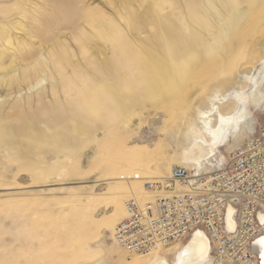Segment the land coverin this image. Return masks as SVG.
Instances as JSON below:
<instances>
[{"label": "rangeland", "instance_id": "374dc122", "mask_svg": "<svg viewBox=\"0 0 264 264\" xmlns=\"http://www.w3.org/2000/svg\"><path fill=\"white\" fill-rule=\"evenodd\" d=\"M125 1L0 0V50H8L0 67V264H133L150 256L128 251L99 228L113 219V192L136 189L130 179L118 178L138 173L130 169L135 159L112 160L130 155L128 146L151 165L173 159L183 143L177 129L183 103L204 85L206 68L194 65L201 47L187 54L190 61L181 57L157 72L121 55V37L107 43L89 20H113L127 33L124 19L141 6ZM180 16L171 19L180 24ZM7 36H14L13 45ZM256 116L254 134L264 111ZM219 151L221 167L236 150ZM143 188L141 182L137 193L123 194V207L130 198L155 194ZM124 218L119 212L111 221L117 226Z\"/></svg>", "mask_w": 264, "mask_h": 264}, {"label": "bare ground", "instance_id": "6f19581e", "mask_svg": "<svg viewBox=\"0 0 264 264\" xmlns=\"http://www.w3.org/2000/svg\"><path fill=\"white\" fill-rule=\"evenodd\" d=\"M138 1L141 11H131L129 17L124 19L125 24H127L125 27H129L126 29L127 33L124 32V28L118 27V24L116 25L113 20L106 22L109 19L106 20L105 17H102L106 14L100 15L102 19L105 18L103 22H96L95 20L92 22L91 19L89 22L100 31L98 32L106 39L107 43L114 39L120 43V40L118 42L116 38L121 37V55L136 58L138 64H142L147 70L152 69L156 72L160 69L169 70L174 64L179 63L181 57H185L183 60L190 61L187 54L193 55L199 47L202 48L203 54L197 56L194 65L206 69L201 82L204 85L200 87L195 97L193 96L194 98H189L183 103V114H180V117L183 115L182 121L180 126L177 125L178 134L183 136V143L175 149L173 159L161 158L151 165L145 160L146 158L134 157L136 149L134 150L129 146L130 155L125 154L122 158H118L119 155H117L116 158H113L112 161L135 159V163L133 162L134 165L130 169L138 171V173L126 175L124 173L118 177L119 179H130L134 182L136 189L129 191L118 189L113 192L111 198L114 210L113 219L119 212L125 217L124 219L128 217L127 203L135 198L128 199L123 207V194L137 193L136 191L141 188V182H143L144 188L149 191L145 186V180L148 178L168 177L175 166H185L196 173L210 172L218 168L220 166L219 150L221 147L228 153L239 149L246 140L253 136L256 130V113L264 111V0H199V3L196 0H183V4L178 3L180 7L183 5L181 7L183 9L180 10L182 12L179 14L177 12L180 7L176 1ZM125 3L128 4L129 2L125 1ZM167 3L169 5H166ZM176 14L182 15L180 16L183 18L182 23L177 24L175 18L174 20L171 19V15ZM128 37L130 38L128 39ZM12 38L7 36V42L10 45H13ZM16 38L18 39V36ZM116 42H113V45ZM111 45L110 47H112ZM120 45L116 44L112 49L117 47L116 50H118ZM116 50L114 49V51ZM179 50L182 52L180 53ZM7 51L5 48L0 50V67H4L1 61ZM101 52L99 50L100 55L103 53ZM117 53L115 52V54ZM108 60L107 62L113 59ZM117 63L113 61V65H118ZM110 64L113 67L111 62ZM32 65V68H36L37 62L35 61ZM115 67L117 68V66ZM119 69L121 68L119 67ZM119 69L115 70L119 71ZM183 76L190 78L191 73ZM107 79L105 80L107 81ZM2 80L4 77L0 78V81ZM41 82L42 80L35 86ZM194 83L196 84L197 81ZM114 88L117 90L115 86ZM186 97L188 98V95ZM151 170L161 176L147 177L139 174ZM179 188L184 189L185 187L179 186ZM154 198L155 194L150 196L149 200ZM138 201L143 203L148 200ZM111 220L102 221L99 228L103 232L111 231L114 241L121 246L115 239V234L118 225L123 220L117 226H114V222ZM233 227L234 224L231 223V228ZM262 240L264 237L259 239L256 244L264 263V255H262L264 243H261ZM97 243L106 246L108 249L106 240H99ZM170 247H158L149 252V258L141 259L139 257L133 264H218L211 253L212 244L209 237L201 231L193 233L185 241L177 242ZM165 248H169V250L163 251ZM107 249H105L106 252H108Z\"/></svg>", "mask_w": 264, "mask_h": 264}, {"label": "built area", "instance_id": "2783aa9c", "mask_svg": "<svg viewBox=\"0 0 264 264\" xmlns=\"http://www.w3.org/2000/svg\"><path fill=\"white\" fill-rule=\"evenodd\" d=\"M145 186L155 198L128 201V217L115 234L123 248L151 252L201 231L216 263L264 264L256 244L264 237V121L230 163L201 173L175 166Z\"/></svg>", "mask_w": 264, "mask_h": 264}, {"label": "snow or ice", "instance_id": "6c2138e0", "mask_svg": "<svg viewBox=\"0 0 264 264\" xmlns=\"http://www.w3.org/2000/svg\"><path fill=\"white\" fill-rule=\"evenodd\" d=\"M261 243H264V240H262ZM262 255H264V253H262Z\"/></svg>", "mask_w": 264, "mask_h": 264}]
</instances>
